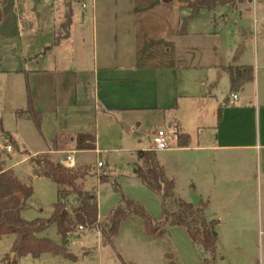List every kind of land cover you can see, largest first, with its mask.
Masks as SVG:
<instances>
[{
	"label": "rangeland",
	"instance_id": "rangeland-1",
	"mask_svg": "<svg viewBox=\"0 0 264 264\" xmlns=\"http://www.w3.org/2000/svg\"><path fill=\"white\" fill-rule=\"evenodd\" d=\"M70 1L64 0V4ZM187 1L190 0H183L185 4ZM83 2L89 3V0H75L74 8L80 9ZM64 4L63 0H0V119L3 128L10 131L19 144L9 133L0 130L3 137L0 142L13 148L11 152L3 149L0 152L5 167L33 186V197L23 217L27 220L49 217L58 199L56 183L50 178L35 176L29 158L49 154L53 160L63 163L69 153H75L78 165L90 168L85 187L96 188L101 221L120 204L125 205L127 199L141 204L155 222L160 221L164 207L176 212L178 199L189 201L192 191L195 194L198 191L195 188L201 158L197 149L198 126L203 120L209 121L210 116V107L201 111L199 104L203 83L210 86L218 77L216 68L220 64H245L264 70V0H238L235 7L228 5L223 9L220 5L201 9L195 15L192 8H181L186 15V48H179V56L174 60L177 65L193 67H182L179 74L177 69L155 70L153 77L158 79L160 75L159 80H146L147 83L138 86L147 90V96L142 101L132 102L134 110L123 112L119 121L108 114L97 116L93 101L81 91L78 95L69 94L65 86L62 93L57 92L53 72L47 76H31V72L43 66L53 67L56 57L65 62L69 56L65 48H50L55 50L53 55L35 60L39 52L49 51L47 45L41 46L51 36L50 17L59 15ZM241 45L243 49L238 54ZM90 49L93 53L94 48ZM161 64L166 66L164 60ZM180 85L182 94L178 92ZM217 91L227 94L226 83L218 85ZM166 107L173 108V114L165 110L167 116L175 115L188 128L191 139L186 146H181L172 138L171 148L155 151L151 145L152 135L163 125L160 114ZM37 117H40L39 124ZM80 122L97 133L98 150L74 152L67 144L62 146L63 150L52 152L56 136L63 139L67 133L78 129ZM163 127L168 133L173 132L172 128ZM140 148L156 152L157 161L174 181V197L168 199L165 206L162 197L136 176L139 165L135 163L136 151ZM99 162L103 167H98ZM140 165H145L144 160ZM103 175L107 177L105 182L100 180ZM252 199L257 202V198ZM241 209L240 206L235 213L231 212L225 203L218 201L208 207V214L219 219L215 227L216 256L211 262H206L212 259L210 253L202 244L192 241L185 227L168 223L160 234L151 235L144 218L131 213L121 222L110 243L103 241L97 229L78 227L77 234L71 236L67 244L68 251L76 258L51 252L38 258L31 254L18 256L13 248L15 236H0V264L14 261L17 264H264V227L259 223L258 207H252L250 214ZM204 215L208 221L213 220L205 212ZM246 215H250L247 222L244 221ZM39 237L62 243L56 224L39 233Z\"/></svg>",
	"mask_w": 264,
	"mask_h": 264
},
{
	"label": "crops",
	"instance_id": "crops-1",
	"mask_svg": "<svg viewBox=\"0 0 264 264\" xmlns=\"http://www.w3.org/2000/svg\"><path fill=\"white\" fill-rule=\"evenodd\" d=\"M74 1L66 5L63 0V11L50 17L51 36L41 46L47 45L49 51L39 52L35 60L53 55L55 50L50 48H65L69 56L65 62L55 56L53 67L43 66L31 72V76H47L53 72L57 92L62 93L65 86L69 94L78 95L81 91L93 101L97 116L108 114L119 121L123 112L134 110L130 104L142 101L148 94L138 86L147 83L146 80H159L160 75L158 79L153 77L155 70L177 69L179 74L180 68L193 67L177 65L174 60L179 56V48H186V15L181 8L188 6L183 0H89V3L83 2L80 9L74 8ZM227 7L223 5L221 8ZM69 10L72 12L71 24L64 28ZM90 48H94L93 53ZM160 59L166 66H160ZM242 65L245 64H237ZM229 66L233 65L217 66L218 77L209 87L203 83L204 90L199 94L201 111L209 106L210 116L209 121L203 120L198 126L197 149L201 158L197 169L200 176L195 184L198 191L194 194L202 198L199 205L204 208L206 216L218 220V223L219 219L207 211L216 201L225 203L226 209L234 213L240 206L242 212L248 214L252 207H258L259 223L264 227V70L254 68L253 79L242 88L232 90L226 69ZM222 82L228 88L225 95L223 91H217ZM178 92L183 93L181 85ZM234 93L238 95L236 100L232 97ZM172 109L164 108V113L160 114L161 123L176 131L180 145L186 146L191 134L175 115L167 116L165 110L173 114ZM82 123L63 139L57 135L52 152L63 150L62 146L67 144L74 152L79 151L76 142L79 133L94 134L97 138L94 150H98L97 133ZM122 124L130 129L126 122ZM163 125L159 128H165ZM3 129L19 146L15 136ZM7 145L10 144L0 142V150L11 152L13 148L7 150ZM135 163L140 164L141 160L137 157ZM74 165L83 167L78 165L76 158ZM91 189L96 188L87 190ZM252 198H257V202ZM249 216L246 215L244 221L247 222Z\"/></svg>",
	"mask_w": 264,
	"mask_h": 264
},
{
	"label": "trees",
	"instance_id": "trees-1",
	"mask_svg": "<svg viewBox=\"0 0 264 264\" xmlns=\"http://www.w3.org/2000/svg\"><path fill=\"white\" fill-rule=\"evenodd\" d=\"M187 6L193 9V15L201 9H214L220 5L235 7L238 0H190ZM72 12L66 14L63 24L67 28L71 24ZM231 78L232 90H238L254 77L252 65L229 66L226 68ZM37 116L39 112H37ZM220 114V113H219ZM40 123V117L36 118ZM0 130L4 133L2 120ZM77 148L79 150L96 149L97 138L94 134L79 133L76 135ZM139 160H144L145 165H138L136 176L149 189L159 194L163 204L174 197V181L169 179L163 166L156 158V152L152 150H137ZM33 174L38 177L52 179L57 185L58 199L54 204L49 217H38L27 220L23 217V211L29 208L33 197V186L18 178L11 168L5 167V161L0 152V236L16 235L14 250L18 256L31 254L38 258L45 252H51L69 258H76L67 249L69 238L77 234L79 226L86 229H97L105 243H110L119 229L121 222L131 213L142 216L149 234L161 233V228L170 223L174 226L185 227L194 243H200L210 253L212 259L216 256L217 235L215 227L218 220L208 221L201 205L195 206L192 202L178 199L179 210L168 211L164 207V217L155 222L146 209L139 203L127 199L125 205L120 204L103 221L100 220L99 203L95 190H87L85 182L90 175L88 167H68L60 161H55L49 154L31 156L29 158ZM106 175L101 176V182H105ZM56 224L62 243L57 244L49 238L39 237V233ZM10 264H17L14 261Z\"/></svg>",
	"mask_w": 264,
	"mask_h": 264
},
{
	"label": "built area",
	"instance_id": "built-area-1",
	"mask_svg": "<svg viewBox=\"0 0 264 264\" xmlns=\"http://www.w3.org/2000/svg\"><path fill=\"white\" fill-rule=\"evenodd\" d=\"M232 97L234 100L238 98V95L236 93L232 94ZM174 139L175 142L180 143L179 141V135L176 133V131L168 133V131L165 128H159L157 129L153 135H152V148L155 151L158 150H167L172 147L171 139ZM7 150H11L12 146L7 145L5 147ZM74 153H69L65 160L63 161V164L68 167H73L74 165ZM98 167H103V164L101 162L98 163ZM81 229H83V226H79Z\"/></svg>",
	"mask_w": 264,
	"mask_h": 264
},
{
	"label": "water",
	"instance_id": "water-1",
	"mask_svg": "<svg viewBox=\"0 0 264 264\" xmlns=\"http://www.w3.org/2000/svg\"><path fill=\"white\" fill-rule=\"evenodd\" d=\"M242 49V45L240 46L239 51ZM191 200L192 203L196 206H198L200 204V202L202 201V198L198 195H195L194 192L192 191V196H191ZM15 255V252L12 253V256Z\"/></svg>",
	"mask_w": 264,
	"mask_h": 264
}]
</instances>
